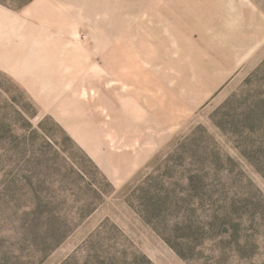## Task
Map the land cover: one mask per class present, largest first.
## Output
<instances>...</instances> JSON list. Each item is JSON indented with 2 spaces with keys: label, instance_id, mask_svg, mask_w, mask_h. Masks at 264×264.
<instances>
[{
  "label": "rangeland",
  "instance_id": "374dc122",
  "mask_svg": "<svg viewBox=\"0 0 264 264\" xmlns=\"http://www.w3.org/2000/svg\"><path fill=\"white\" fill-rule=\"evenodd\" d=\"M65 1L0 0V264H264V0Z\"/></svg>",
  "mask_w": 264,
  "mask_h": 264
},
{
  "label": "crops",
  "instance_id": "0c3cea01",
  "mask_svg": "<svg viewBox=\"0 0 264 264\" xmlns=\"http://www.w3.org/2000/svg\"><path fill=\"white\" fill-rule=\"evenodd\" d=\"M69 1H71L70 4L73 5V6L76 5V4H79L76 0H66L65 2H69ZM135 1H137V0H125V3H124L125 6L123 4L124 7L121 9L120 14H119V19H118L119 22L121 23L120 26L123 27V29L121 28V32L125 31V28L127 27V23L132 22V20L134 22L138 21V20L141 21V10L142 9H140L139 7H137L135 5ZM154 1L155 0H145V2H147V3H153ZM153 7H155V6L149 7L147 9V13H148L149 16H153V15L155 16V18L153 19V20H155V22H153L154 28L156 27L155 23L158 24L157 27L154 30V33L158 34L159 31L157 29H158V27H160L159 25H165L166 30L169 31L170 27L168 25L169 19H168V14L166 13L167 11H164L162 9H160L158 11L157 7L154 8V9H153ZM165 9H167V8L165 7ZM132 30L133 31L129 35L131 38L130 37L128 38V42L131 45L132 44L134 45L133 47H134V50L136 52H134V50L131 49V51L130 50L126 51L125 54L123 55V64L127 68V71H128L127 74H123L122 75V79L123 80H135L136 74L143 73V68L140 65L139 61L141 59H144V55L141 52H138L137 49H139V50H140V48L142 49L144 47V45H145L144 43H148L145 40H146V38L147 39L149 38V34L148 33H143L142 27L140 26V22L137 24L136 29L132 28ZM262 35H263L262 33L258 34L259 37L262 36ZM136 38H142V41L141 42L137 41ZM259 53H260V51L257 52V53H256V51L254 52V56L257 55L255 57V60H257V62H259L261 60V58H262V55L259 54ZM252 56H253V54L251 55V57ZM254 56L252 58H254ZM243 62H245V60L242 61L241 64ZM239 67H241V66H236L233 69L239 68ZM219 71H223V70L220 69ZM215 82L216 81H210V82H207V83H210V84L213 83L214 84ZM117 88H120L121 90H124L126 88V84H123L121 87L117 86ZM164 120H165L164 124L169 127V125L171 124L170 123L171 121L168 119V117L165 118ZM159 130L160 129H158V131Z\"/></svg>",
  "mask_w": 264,
  "mask_h": 264
}]
</instances>
